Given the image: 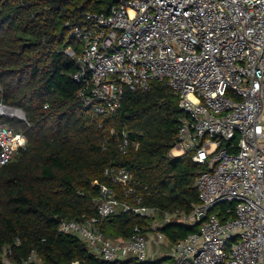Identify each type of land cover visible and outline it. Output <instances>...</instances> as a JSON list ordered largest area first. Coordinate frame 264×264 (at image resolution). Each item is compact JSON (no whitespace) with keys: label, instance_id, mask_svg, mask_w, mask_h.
<instances>
[{"label":"built area","instance_id":"built-area-1","mask_svg":"<svg viewBox=\"0 0 264 264\" xmlns=\"http://www.w3.org/2000/svg\"><path fill=\"white\" fill-rule=\"evenodd\" d=\"M67 37L77 95L93 116L119 109L125 88L148 91L164 81L183 112L169 155L190 154L202 168L194 183L199 203L188 214L165 212L156 221L157 207L136 196L130 205L101 185L97 215L62 220L59 231L77 235L111 264H264V0H116L106 15L86 14ZM6 107L0 103L25 119L21 109ZM25 145L20 130L0 123V166ZM129 148L138 142L122 131L118 150ZM104 174L124 197L133 194L125 167L107 166ZM223 203L231 206L214 210ZM119 207L153 219L157 249L168 242L158 230L165 222L197 228L156 261L139 227L124 240L98 228Z\"/></svg>","mask_w":264,"mask_h":264},{"label":"trees","instance_id":"trees-1","mask_svg":"<svg viewBox=\"0 0 264 264\" xmlns=\"http://www.w3.org/2000/svg\"><path fill=\"white\" fill-rule=\"evenodd\" d=\"M116 0H0V103L19 108L24 120L0 115V123L20 130L26 145L0 166V264H111L90 251L77 235L59 231L62 220L97 215L101 185L120 201L167 213L188 214L199 203L195 179L201 166L190 154L169 155L176 139L178 96L164 81L148 91L125 88L114 113L93 116L81 103L76 68L64 53L68 31L88 13L108 14ZM112 131V132H111ZM126 131L138 148L118 150ZM123 166L134 192L123 196L104 174ZM230 203L219 204L223 213ZM152 218L117 208L98 223L105 237L129 238L134 227L153 232ZM177 221L158 228L173 244L196 231ZM5 252V253H4ZM34 252L36 259L29 263Z\"/></svg>","mask_w":264,"mask_h":264},{"label":"crops","instance_id":"crops-1","mask_svg":"<svg viewBox=\"0 0 264 264\" xmlns=\"http://www.w3.org/2000/svg\"><path fill=\"white\" fill-rule=\"evenodd\" d=\"M147 237L149 238L150 243H149V251H150V254H151V259L153 260H160V259H164V257L166 256V254H162L160 252L159 249H157L155 243L153 242V232H147Z\"/></svg>","mask_w":264,"mask_h":264},{"label":"rangeland","instance_id":"rangeland-1","mask_svg":"<svg viewBox=\"0 0 264 264\" xmlns=\"http://www.w3.org/2000/svg\"><path fill=\"white\" fill-rule=\"evenodd\" d=\"M5 107H6V105H5ZM0 112H2L3 113L2 115L6 116V117L16 118V117H14V115L12 114V112H9V111H6V110H0ZM156 221H160V217L159 216L156 217ZM171 249H172V244L171 243H168V242L167 243H164V242L163 243H160L159 250H160V252L162 254H168V253H170ZM34 259H36V257H34Z\"/></svg>","mask_w":264,"mask_h":264},{"label":"water","instance_id":"water-1","mask_svg":"<svg viewBox=\"0 0 264 264\" xmlns=\"http://www.w3.org/2000/svg\"><path fill=\"white\" fill-rule=\"evenodd\" d=\"M204 218V214H202L201 216H200V219L198 220V222L196 223V224H198L202 219ZM166 258H168V257H164V259H166Z\"/></svg>","mask_w":264,"mask_h":264},{"label":"bare ground","instance_id":"bare-ground-1","mask_svg":"<svg viewBox=\"0 0 264 264\" xmlns=\"http://www.w3.org/2000/svg\"><path fill=\"white\" fill-rule=\"evenodd\" d=\"M0 110H6V111H9V112H12L13 114H15V112H13V110H11V109L0 108Z\"/></svg>","mask_w":264,"mask_h":264}]
</instances>
